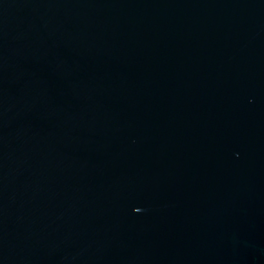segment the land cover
<instances>
[{
    "label": "water",
    "instance_id": "obj_1",
    "mask_svg": "<svg viewBox=\"0 0 264 264\" xmlns=\"http://www.w3.org/2000/svg\"><path fill=\"white\" fill-rule=\"evenodd\" d=\"M0 264H264V0H0Z\"/></svg>",
    "mask_w": 264,
    "mask_h": 264
}]
</instances>
